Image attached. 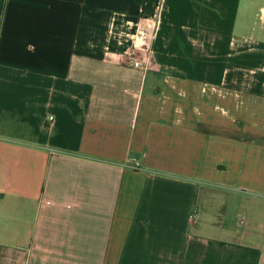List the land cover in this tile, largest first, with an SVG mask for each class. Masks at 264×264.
Masks as SVG:
<instances>
[{"label":"crops","instance_id":"crops-1","mask_svg":"<svg viewBox=\"0 0 264 264\" xmlns=\"http://www.w3.org/2000/svg\"><path fill=\"white\" fill-rule=\"evenodd\" d=\"M0 264H264V0H0Z\"/></svg>","mask_w":264,"mask_h":264},{"label":"built area","instance_id":"built-area-1","mask_svg":"<svg viewBox=\"0 0 264 264\" xmlns=\"http://www.w3.org/2000/svg\"><path fill=\"white\" fill-rule=\"evenodd\" d=\"M140 35L142 34V31H139ZM138 36V35H137ZM142 50L138 48L137 45H134L133 48L128 50L125 54H123V60L129 63L130 66L136 69H145L147 66L143 65V56H142ZM137 168V165L135 166Z\"/></svg>","mask_w":264,"mask_h":264}]
</instances>
